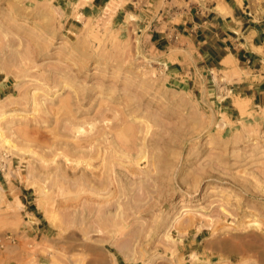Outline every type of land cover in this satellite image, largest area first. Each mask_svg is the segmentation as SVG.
Instances as JSON below:
<instances>
[{"label": "rangeland", "instance_id": "obj_1", "mask_svg": "<svg viewBox=\"0 0 264 264\" xmlns=\"http://www.w3.org/2000/svg\"><path fill=\"white\" fill-rule=\"evenodd\" d=\"M101 1L0 0V264H264V0L236 72L202 58L223 0Z\"/></svg>", "mask_w": 264, "mask_h": 264}, {"label": "crops", "instance_id": "obj_2", "mask_svg": "<svg viewBox=\"0 0 264 264\" xmlns=\"http://www.w3.org/2000/svg\"><path fill=\"white\" fill-rule=\"evenodd\" d=\"M103 1L101 0H92L93 5L96 4H102ZM153 2L157 3L158 0H153ZM224 5V8L227 9L225 12V14H222L220 12H215V18H216V22H217V27L219 29V32H214L213 37L217 36L219 33L222 37H217L218 41H224L222 42L221 45H215V44H211V46L208 48V51L202 56V58L206 60V62H208L207 64H210L211 67H216L218 65H223L222 61L223 59H225L226 57H228L229 55H232L231 53V49L235 47V45L237 44V42L235 41L236 39H240V36H238L237 30H241L242 25H243V19L245 16H243V14H247L245 8V0H223V2L221 3V6ZM126 5H128L126 3ZM213 7H216V4L213 5ZM212 32V31H211ZM261 32H264V29L261 28ZM157 39L155 40L157 43L159 40L164 39L165 41L168 42V45L165 47L167 48L168 46H171V42H169L167 35L163 34V35H156ZM256 37V36H255ZM188 39V38H187ZM189 41L192 43V38H189ZM228 41V42H225ZM254 42V40H253ZM264 45V40L261 42H259L258 44H253L254 47L257 46H261ZM203 45V43H202ZM250 55V58H248V60H254L257 59L258 56H254L253 58L251 57L252 55ZM175 62H171L172 65H174ZM179 64V63H178ZM189 68V67H188ZM189 71L191 72V69H189ZM196 76V79H199V73H195L194 77ZM261 98L260 100L256 99V94H252V96L250 97L251 101L253 102V104L256 107H263L264 108V100H263V95H264V91L261 92ZM258 102V103H257ZM261 125H264V119L261 122Z\"/></svg>", "mask_w": 264, "mask_h": 264}, {"label": "bare ground", "instance_id": "obj_3", "mask_svg": "<svg viewBox=\"0 0 264 264\" xmlns=\"http://www.w3.org/2000/svg\"><path fill=\"white\" fill-rule=\"evenodd\" d=\"M220 5H221V4H220ZM220 5H219V7H218L219 11L222 10V14L225 13V12H227V11H225V10H227V9L224 10V8H223L224 5H223V4H222L223 6H220ZM223 10H224V11H223ZM220 13H221V12H220ZM229 56H230V55H229ZM232 57H233V56H232ZM232 57H231V56H230V57H226L225 59H223L222 63H223L227 68H229L231 71H232V69H233V71H234V70H235V69H234V61H233L234 58L232 59ZM235 67H236V66H235ZM235 72H236V70H235ZM76 92H77V91H76ZM73 93H75V92H73ZM77 93H78V92H77ZM78 96H80V95H78ZM74 97H75V96H74ZM34 98H36V97H34ZM66 98H67V97H66ZM66 98H65V99H66ZM36 99H37V98H36ZM65 99H64V101H65ZM67 99H69V98H67ZM83 99H84V98H83ZM37 100H38V99H37ZM81 100H82V99H81ZM89 100H90V99H89ZM73 101H74V99H73ZM79 101H80V100H79ZM76 102H77V101H76ZM82 102H83V101H81V103H82ZM237 102L240 103V102H242V100L240 101V99H239V100L237 99ZM39 103H40V102H39ZM59 103H60V102H59ZM70 103H71V101H70ZM242 103H243V102H242ZM42 104H43V103H42ZM67 104H68V103H67ZM73 104H74V103H73ZM73 104H71V105H73ZM236 104H237V103H236ZM74 105L76 106V104H74ZM77 105H78V104H77ZM129 105H130V104H129ZM133 105H134V104H133ZM239 105H241V103H240ZM60 106H62V104H61ZM63 106H64V105H63ZM65 106L68 107L67 105H65ZM78 106H79V105H78ZM78 106H76V107L78 108ZM126 106H128V105H126ZM44 108H46V107L44 106ZM62 108H63V107H62ZM106 108H107V107H106ZM122 108H123V107H122ZM126 108H127V107H126ZM126 108H125V109H126ZM137 108H138V107H137ZM48 109H49V108H48ZM63 109H64V108H63ZM65 109H66V108H65ZM68 109H69V111H70V108H69V107H68ZM103 109H104V108H103ZM103 109H102V110H103ZM107 109H108V108H107ZM132 109H133V108H132ZM43 110H44V109H43ZM45 110H46V109H45ZM50 110H51V108H50ZM50 110H49V111H50ZM56 110H57V109H56ZM102 110H100V111L102 112ZM108 110L111 111V109H108ZM108 110H107V111H108ZM113 110H114V109H113ZM115 110H116V109H115ZM123 110H124V109H123ZM129 110H130V109H129ZM133 110H134V109H133ZM133 110H132V112H133ZM49 111H48V112H49ZM81 111H82V110H81ZM124 111H125V110H124ZM134 111H135V110H134ZM45 112H46V111H45ZM56 112H57V111H56ZM111 112H112V111H111ZM127 112H128V111H127ZM51 113H52V112H51ZM69 113H70V112H69ZM96 113L99 114L98 112H96ZM102 113H103V112H102ZM102 113H101V115H102ZM121 113H122V110H121ZM116 114H117V113H116ZM112 115H114V113H112ZM123 115H124V114H123ZM127 115H129V112H128ZM54 116H55V115H54ZM67 116H68V113H67ZM70 116H72V114L69 115V117H70ZM99 116H100V114H99ZM99 116H98V117H99ZM102 116H103V115H102ZM102 116H101V117H102ZM52 117H53V115H52ZM69 117H68V118H69ZM72 117H74V116H72ZM103 117H104V116H103ZM103 117H102V118H103ZM114 117H115V116H114ZM114 117H113V118H114ZM118 117H119V116H118ZM118 117L115 118V119L117 120ZM44 118H47V117L44 116ZM56 118H57V117H56ZM102 118H99V119L101 120ZM104 118H105V117H104ZM104 118H103V119H104ZM54 119H55V118H54ZM65 119H66V118H65ZM74 119H75V118H74ZM96 119H97V118H96ZM103 119H102V120H103ZM106 119H108V118H106ZM106 119H105V120H106ZM119 119H120V117H119ZM68 120H69V119H68ZM109 120H110V119H109ZM116 120H115V121H116ZM120 120H121V119H120ZM122 120H124V119H122ZM57 121L59 122L58 119H57ZM61 121H62V120H61ZM117 121H118V120H117ZM124 121L126 122V120H124ZM124 121H123V123H124ZM54 122H55V121H54ZM58 122H57V124H58ZM66 122H67V119H66ZM78 122H79V121H78ZM90 122H91V121H90ZM94 122H95V121H94ZM120 122H121V121H120ZM72 123H73V121H72ZM118 123H119V122H118ZM123 123H122V124H123ZM126 123H127V122H126ZM63 124H65V121H63ZM100 124H101V122H100ZM100 124H99V125H100ZM115 124H116V123H115ZM115 124H114L113 126H115ZM147 124H148V123H147ZM74 125H75V124H74ZM99 125H98V126H99ZM101 125H102V124H101ZM101 125H100V126H101ZM109 125H111V124L109 123ZM116 125H117V124H116ZM64 126L66 127V125H64ZM69 126H70V124H69ZM146 126H148V125H146ZM59 127H61V126H59ZM93 127H94V126H93ZM130 127H131V126H130ZM69 128H70V127H69ZM98 128H99V127H98ZM98 128H96V130H97ZM101 128H102V127H101ZM109 128H110V126H109ZM114 128H115V127H114ZM114 128H113V129H114ZM118 128H119V127H118ZM138 128H139V127H138ZM83 129H84V128H83ZM92 129H93V128H92ZM92 129H91V130H92ZM102 129H103V128H102ZM119 129H120V128H119ZM123 129H124V128H122L121 130L123 131ZM125 129H126V128H125ZM133 129H135V128H133ZM141 129H144V128L141 127ZM141 129H140V130H141ZM65 130H66V132H67V129H65ZM96 130L93 129L92 131L94 132V131H96ZM107 130H108V129H107ZM146 130H147V129H146ZM63 131H64V128H63ZM69 131H70V129H69ZM69 131H68V132H69ZM78 131H79V129H78ZM80 131H83V130H80ZM87 131H88V130H87ZM109 131H110V130H109ZM109 131H108V132H109ZM124 131H125V130H124ZM124 131H123V132H124ZM126 131H127V129H126ZM130 131H131V130H130ZM130 131H128V132H130ZM141 131H142V130H141ZM147 131H148V130H147ZM75 132H76V131H75ZM97 132H98V131H97ZM104 132H105V131H104ZM108 132H107V133H108ZM128 132H127V133H128ZM134 132L137 133L136 129H135ZM0 133H1V132H0ZM59 133H60V132H59ZM70 133L72 134L71 131H70ZM82 133H83V132H82ZM91 133H92V132H91ZM94 133H95V132H94ZM115 133L118 134L117 132H115ZM130 133H131V132H130ZM130 133H128V135H129ZM141 133H142V132H141ZM60 134H61V133H60ZM102 134H103V133H102ZM102 134H101V135H102ZM131 134L133 135V133H131ZM131 134H130V135H131ZM142 134H143V133H142ZM73 135H74V132H73ZM73 135H72V136H73ZM80 135H81V133H80ZM89 135H90V134H89ZM89 135H88V137H89ZM91 135H92L93 137H95V136L93 135V133H92ZM91 135H90V137H91ZM99 135H100V134H99ZM106 135H107V134H106ZM132 135H131V136H132ZM59 136H60V135H59ZM131 136H129V137H131ZM140 136H141V135H140ZM61 137H62V136H61ZM65 137H67V136H65ZM76 137H77V136H75V137L73 136V138H76ZM82 137H83V136H82ZM82 137L80 136V138H79V137H78V138L81 139ZM93 137H92L91 140L94 141ZM105 137H106V136H105ZM109 137H110V136H109ZM114 137H115V136H114ZM116 137H117V136H116ZM136 137H137V136H136ZM136 137H135V138H136ZM69 138H72L71 135H70ZM85 138H86V137H85ZM132 138H133V137H132ZM98 139H99V138H98ZM106 139H107V138H106ZM112 139H113V138H112ZM114 139H115V138H114ZM118 139H120V138H118ZM142 139H143V138H142ZM43 140H44V139H43ZM43 140H42V141H43ZM53 140H54V138H53ZM56 140H58V139H56ZM62 140H64V139H62ZM88 140H89V139H88ZM109 140H110V139H109ZM109 140H108V141H109ZM132 140L135 141V139H132ZM140 140H141V139H140ZM42 141H40V142H42ZM74 141H75V139H74ZM82 141H83V140H82ZM93 141H92V143H93ZM108 141H107V143L105 142V144H108V143H109ZM116 141H117V140H116ZM137 141H138V140H137ZM45 142H46V140H45ZM49 142H50V141H49ZM53 142H54V141H53ZM67 142H68V141H67ZM77 142H78V141H77ZM86 142H87V140H86ZM98 142H99V141H98ZM100 142H101V140H100ZM117 142H119V140H118ZM143 142H144V141H143ZM145 142H146V141H145ZM56 143H57V142H56ZM82 143H83V142H82ZM87 143H89V142H87ZM87 143H86V144H87ZM92 143L90 142L89 144H92ZM119 143H120V142H119ZM119 143H118V144H119ZM125 143H126V142H125ZM125 143H124V144H125ZM132 143H133V142H131V144H130L131 147H132ZM47 144H48V143H47ZM72 144H73V143H72ZM84 144H85V141H84L83 145H84ZM93 144H94V143H93ZM126 144H127V143H126ZM48 145H49V144H48ZM55 145H56V144H55ZM63 145L65 146V144H63ZM83 145H81V146H83ZM94 145L96 146V143H95ZM94 145H93V146H94ZM100 145H101V144H100ZM102 145H103V144H102ZM109 145H111V143H110ZM139 145H140V144H139ZM39 146H40V144H39ZM53 146H54V145H53ZM57 146H58V145H57ZM73 146L75 147L74 144H73ZM79 146H80V144H79ZM79 146H78V143H77V147H79ZM81 146H80L79 148H81ZM87 146H88V145H87ZM87 146H86V147L84 146L85 149L87 148ZM95 146H94V147H95ZM107 146H108V145H107ZM111 146H112V145H111ZM118 146L120 147V146H122V145L120 144V145H118ZM133 146H134V144H133ZM40 147H41V146H40ZM42 147H43V146H42ZM51 147H52V146H51ZM51 147H50V148H51ZM74 147H73V149H74ZM90 147H92V146L90 145ZM90 147H89V149H90ZM112 147H113V146H112ZM116 147H117V146H116ZM123 147H124V145H123ZM142 147H144V146H142ZM44 148H45V146H44ZM46 148H48V146H47ZM63 148H64V147H63ZM65 148H66V146H65ZM92 148H93V147H92ZM113 148H114V147H113ZM113 148H112V149H113ZM120 148H121V147H120ZM127 148H129V147H126V149H127ZM135 148H136V146H135ZM138 148H139V147H138ZM140 148H141V146H140ZM40 149H41V148H40ZM52 149H53V148H52ZM73 149H72V150H73ZM83 149H84V148H83ZM83 149H82V150H83ZM130 149H132V148H130ZM43 150H44V149H43ZM49 150H50V149H49ZM49 150H48V152H49ZM53 150H54V149H53ZM55 150H56V149H55ZM55 150H54V151H55ZM87 150H88V149H87ZM87 150H86V151H87ZM97 150H98V149H97ZM127 150H128V149H127ZM132 150H133V149H132ZM44 151H45V150H44ZM56 151H58V150H56ZM70 151H71V149H70ZM86 151H85V152H86ZM92 151H95V148H94V150H91L90 153H93ZM106 151H107V150H106ZM108 151H109V150H108ZM111 151H112V150H111ZM128 151H129V150H128ZM128 151H127V152H128ZM51 152H53V151H51ZM83 152H84V151H83ZM97 152H98V151H97ZM112 152H113V151H112ZM118 152H120V151H118ZM124 152H125V151H124ZM130 152H131V151H130ZM136 152H137V151H136ZM140 152H141V151H140ZM70 153H71V152H70ZM81 153H82V151H81ZM81 153H80V155H81ZM95 153H96V152H95ZM101 153H102V152H101ZM103 153H104V152H103ZM103 153H102V155H103ZM128 153H129V152H128ZM137 153H138V152H137ZM62 154H63V153H62ZM64 154H66V153H64ZM68 154H69V150H68ZM71 154H72V153H71ZM105 154H106V152H105ZM111 154H112V153H111ZM113 154H114V153H113ZM130 154H131V153H130ZM47 155H49V154L47 153ZM54 155H55V154H54ZM66 155H67V154H66ZM75 155H76V154H75ZM75 155H74V156H75ZM80 155H79V157H80ZM83 155H84V154H83ZM92 155H93V154H92ZM140 155H141V154H140ZM51 156H52V155H51ZM69 156H70V155H69ZM76 156H78V154H77ZM95 156H96V155H95ZM108 156H109V155L107 154L106 159L108 158ZM110 156L112 157L113 155H110ZM114 156H115V155H114ZM124 156H125V155H124ZM141 156H142V155H141ZM141 156H140V157H141ZM48 157H49V156H48ZM52 157H53V156H52ZM84 157L86 158V155H85ZM93 157H94V156H93ZM102 157H104V156H102ZM116 157H117V156H116ZM138 157H139V156H138ZM62 158H63V157H62ZM65 158H66V157H65ZM70 158H71V157H70ZM76 158H77V157H76ZM77 159H78V158H77ZM81 159H82V158H81ZM101 159H102V158H101ZM56 160H57V158H56ZM60 160H61V159H60ZM102 160H103V159H102ZM75 161H76V160H75ZM103 161H104V160H103ZM105 161H106V160H105ZM73 162H74V161H73ZM86 162H88V161H86ZM91 162H92V161H91ZM91 162H90V163H91ZM106 162H107V161H106ZM106 162H105V163H106ZM108 162H109V161H108ZM58 163H59V162H58ZM65 163H66V162H65ZM90 163H87V164H90ZM101 163H102V162H101ZM101 163H100V164H101ZM105 163H104V164H105ZM119 163H120V162H119ZM59 164H60V163H59ZM59 164H58V165H59ZM77 164H78V163H77ZM85 164H86V163H85ZM104 164H103V165H104ZM110 164H111V163H109V165H110ZM56 165H57V164H56ZM60 165H61V164H60ZM75 165H76V164H75ZM93 165H94V164H93ZM76 166H77V165H76ZM83 166H84V165H83ZM90 166H91V165H90ZM107 166H108V165H107ZM64 167H65V166H64ZM66 167H67V165H66ZM86 167H87V165H86ZM102 167H103V166H102ZM112 167H113V166H112ZM54 168H55V167H54ZM69 168H70V167H69ZM92 168H93V167H92ZM92 168H91V169H92ZM106 168H107V167H106ZM55 169H56V168H55ZM62 170H63V169H62ZM99 170H100V169H99ZM101 170H102V169H101ZM106 170H107V169H106ZM55 171H56V170H54V172H55ZM103 171H104V167H103ZM115 171H117V169H116ZM134 171H135V170H134ZM63 172H64V171H62V174L65 173V172H64V173H63ZM79 172H80L79 174H81V170H80ZM106 172H107V171H105V174H106ZM113 172H114V171H113ZM89 173H91V172H89ZM92 173H93V172H92ZM122 173H123V172H122ZM122 173H121V174H122ZM124 173H125V172H124ZM137 173H138V172H137ZM58 174H59V173H58ZM62 174H61V175H62ZM93 174H94V173H93ZM97 174H98V173H97ZM99 174H100V173H99ZM101 174H102V173H101ZM55 175H56V174H55ZM113 175H114V174H112V178L114 177ZM124 175H125V174H124ZM96 176H97V175H96ZM101 176H103V175H101ZM101 176L98 177V180H99V178H100ZM58 177H59V176H58ZM85 177L88 178L87 176H85ZM107 177H108V176H107ZM115 177H117V176H115ZM64 178H65V177H64ZM66 178H67V177H66ZM82 178H84V177H82ZM102 178H103V177H102ZM128 178H129V177H128ZM128 178H127V179H128ZM74 179H75V178H74ZM84 179H85V178H84ZM89 179H90V178H88V181H89ZM113 179H114V178H113ZM129 179H130V178H129ZM63 180H64V179H63ZM65 180H66V179H65ZM78 180H79V179H78ZM101 180H102V179H101ZM103 180H104V179H103ZM50 181H51V179H50ZM75 181H76V180H75ZM82 181H83V180H82ZM92 181H93V180H92ZM94 181H95V180H94ZM99 181H100V180H99ZM105 181H106V180H105ZM108 181H110V180H108ZM55 182H56V181H55ZM76 182H77V181H76ZM79 182H80V184H79L78 186L81 185V181H79ZM96 182H97V181H96ZM134 182H135V181H134ZM52 183H53V181H51V184H52ZM56 183H59V184H60V181H58V182H56ZM120 183H121V182H120ZM51 184H50V185H51ZM53 184L55 185V183H53ZM61 184H62V183H61ZM63 184H64V183H63ZM63 184H62V185H63ZM110 184H111V183H110ZM85 185H86V183H85ZM56 186H57V185H56ZM58 186H60V185H58ZM78 186H77V187H78ZM95 186H96V185H95ZM95 186H94V187H95ZM98 186H99V185H98ZM69 187H70V186H69ZM75 187H76V186H75ZM57 188H59V187H57ZM70 188H71V187H70ZM72 188H73V187H72ZM78 188L81 189V188H82V185H81V187H78ZM86 188H88V187H86ZM97 188H98V187H97ZM62 189H63V187H62ZM60 190H61V189H60ZM67 190H68V189H67ZM91 190H92V189H91ZM100 190H101V189H100ZM105 190H107V187L105 188ZM61 191H62V190H61ZM84 191H85V189H84ZM80 192H81V191H80ZM105 192H106V191H105ZM107 192H108V191H107ZM73 193H76V192H73ZM77 193H78V192H77ZM84 193H86V191H85ZM115 193L117 194V192H115ZM78 194H79V193H78ZM81 194H83V192H82ZM120 194H122V193H120ZM86 195H87V194H85L84 196H86ZM90 195H91V194H90ZM74 196H77V194L74 195ZM102 196H103V195H102ZM116 196H117V195H116ZM119 196H120V195H119ZM124 196H125V194H124ZM77 197H78V200H79V195H78ZM77 197H76V198H77ZM93 197H94V196H93ZM70 198H71V197H70ZM86 198H87V196H86ZM98 198H99V197H98ZM107 198H110V197H107ZM87 199H88V198H87ZM100 199H101V198H100ZM73 200H74V199H73ZM82 200H83V199H82ZM82 200H81V201H82ZM90 200H91V198H90ZM66 201H67V198H66ZM70 201H71V199H70ZM92 201H93V200H92ZM95 201H96V200H95ZM107 201H108V200H107ZM74 202H75V200H74ZM80 203H81V202H80ZM78 204H79V202H78ZM76 205H77V204H76ZM77 206H78V205H77ZM104 206H105V205H104ZM104 208H105V207H104ZM106 209H107V207H106ZM91 210H92V209H91ZM93 211H94V210H93ZM101 211H102V210H101ZM90 212H91V211H90ZM103 212H104V211H103ZM105 213H106V212H105ZM88 216H89V215H88ZM191 220H192V219H191ZM106 221H107V220H106ZM106 221H105V223H106ZM100 222H101V221H100ZM100 222H99V223H100ZM63 223H65V222H63ZM97 223H98V222H97ZM103 223H104V221H103L101 224H103ZM107 224H108V223H107ZM63 225H64V224H63ZM97 225H98V224H97ZM99 225H100V224H99ZM100 226L102 227V225H100ZM107 226H108V225H107ZM62 227H63V226H62ZM65 227H66V226H65ZM60 228H61V227H60ZM104 228H105V225H104ZM102 230H103V229H102ZM255 234H256V233H255ZM221 235H222V234H221ZM71 236H72V235H71ZM224 236H225V235H224ZM228 236H229L230 239H231V236H232V235H228ZM235 236H236V235H235ZM253 237H254V236H253ZM226 238H227V236H226ZM234 238H235V237H234ZM239 238H240V237H239ZM256 238H257V239H256ZM262 238H263V237H262ZM44 239H45V238H44ZM254 239H255L254 241H256V242L252 241V242H254V243H257V242L260 240V238L258 239L257 236H255ZM231 240H232V239H231ZM231 240H230V241H222V242H221L220 240H215V241L212 240V241H213V243H216V244H218V245L220 244V245L225 246V248L227 249L228 252L233 251V252H236V253H240V254H241L242 251H245V255H246V250H247L248 248L246 249V246H244V247L239 246V245L235 246V245H233V243H232ZM252 240H253V239H252ZM257 240H258V241H257ZM245 241H247V240H245ZM249 241H250V240H249ZM262 241H264V240H262ZM262 241H261V242H262ZM235 243H236V242H235ZM246 243H247V242H246ZM54 244H56V243H54ZM236 244H237V243H236ZM238 244H239V243H238ZM261 244H262V243H261ZM52 245H53V244H52ZM248 245H249V242H248ZM56 246H57V245H56ZM61 246H62V245H61ZM64 246H65V245H64ZM86 246H87V244H86ZM256 246H259V248L261 247L260 244H259V245H256ZM256 246H248V247H256ZM262 246H263V248L261 247V248H262V252H264V244H263ZM62 247H63V246H62ZM220 247H221V246H220ZM57 248H58V247H57ZM63 248L65 249V247H63ZM27 250H28V249H27ZM27 250H26V253L24 252V253H25L24 255H26V256H27V255H28V256L31 255V254H32L31 252H32L33 250L30 249L31 252H30V251H27ZM62 250H63V249H62ZM229 254H231V253H229ZM240 254H239V255H240ZM35 256H36V255H35ZM243 256H244V255H243ZM22 258H23V256H22ZM24 258H25V257H24ZM31 258H32V255H31ZM241 258H242V257H241ZM35 260H36V259H35ZM21 261H22V260H21ZM91 264H101V260L97 259V257H96V259H92Z\"/></svg>", "mask_w": 264, "mask_h": 264}]
</instances>
